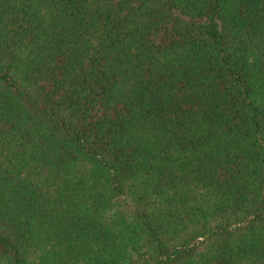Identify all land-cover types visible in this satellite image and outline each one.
I'll use <instances>...</instances> for the list:
<instances>
[{
  "label": "trees",
  "instance_id": "trees-1",
  "mask_svg": "<svg viewBox=\"0 0 264 264\" xmlns=\"http://www.w3.org/2000/svg\"><path fill=\"white\" fill-rule=\"evenodd\" d=\"M0 264H264V0H0Z\"/></svg>",
  "mask_w": 264,
  "mask_h": 264
}]
</instances>
